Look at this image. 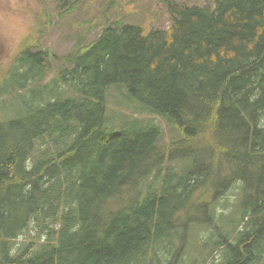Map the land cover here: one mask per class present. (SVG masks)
Returning <instances> with one entry per match:
<instances>
[{"label":"trees","instance_id":"16d2710c","mask_svg":"<svg viewBox=\"0 0 264 264\" xmlns=\"http://www.w3.org/2000/svg\"><path fill=\"white\" fill-rule=\"evenodd\" d=\"M80 2L38 12L0 68V264H264V0H168V28L40 45ZM54 57L70 66L44 86Z\"/></svg>","mask_w":264,"mask_h":264},{"label":"rangeland","instance_id":"374dc122","mask_svg":"<svg viewBox=\"0 0 264 264\" xmlns=\"http://www.w3.org/2000/svg\"><path fill=\"white\" fill-rule=\"evenodd\" d=\"M65 1L67 0H0V68L8 66L7 72L10 73L24 44H29L34 32L40 29L41 25L37 23L38 18L35 19V15L38 12H47L51 18H55V15L60 11L58 7ZM167 1L81 0L75 10L63 18L55 19L46 26V31L39 36L40 45L50 46L52 48L51 53L63 56L73 50L79 38H82V43L91 41L100 35L104 27L110 24L115 25L117 23V25H120L131 22L144 27L145 32L152 28H168L170 21ZM175 1L189 4L213 2V0ZM35 49H39V47ZM47 64L50 66L47 76L38 81V83H43L44 86L55 80L54 77L59 69L70 66L69 62L60 61L56 57L50 58ZM33 88H35V84L31 81L27 86V92ZM107 94L108 115L111 123L114 124L119 119H116L117 114L127 113L124 106L125 101L123 93L119 89H109ZM47 96L48 94L44 93L42 98ZM5 98H8V102L3 107L6 110H13L14 105H12L11 99L14 96L6 95ZM39 99L40 96L36 97L34 102L36 103ZM1 110L3 109L1 108ZM4 115L5 110L0 113V117ZM9 115L12 116L13 112ZM156 119L162 122L164 127L166 133L164 141L181 137V131L166 124L160 118L156 117ZM45 148H48V145ZM238 192L239 186L230 192L229 201L231 205L236 202ZM230 213H232V208L229 211ZM30 231L19 238L18 242L25 243L32 240L36 242V230L32 228V231Z\"/></svg>","mask_w":264,"mask_h":264}]
</instances>
